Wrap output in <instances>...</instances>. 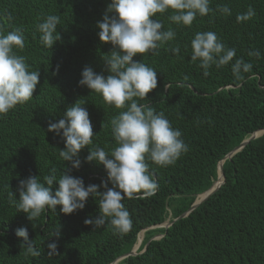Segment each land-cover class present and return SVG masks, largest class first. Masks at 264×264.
Instances as JSON below:
<instances>
[{
  "label": "trees",
  "instance_id": "obj_1",
  "mask_svg": "<svg viewBox=\"0 0 264 264\" xmlns=\"http://www.w3.org/2000/svg\"><path fill=\"white\" fill-rule=\"evenodd\" d=\"M110 3L0 0V14L11 17L0 19V30H23L25 47L17 54L26 58L31 70L41 72L33 98L0 116V264H113L116 260V264H264V133L227 157L255 132L264 130V0H211L212 9L226 5L231 15L214 11L197 16L191 26L172 22L171 9L154 17L164 30L173 29L176 38L158 49V55L134 57L157 71V88L140 103L163 112L182 132L189 151L166 167L148 161L158 189L153 196L135 194L122 201L133 221L128 233L114 234L110 224L99 229L85 224L86 219L100 215L99 197L90 196L84 209L73 214H63L57 206L56 211L46 210L33 221L10 202L9 192L19 199L20 180L40 176L43 182L52 169L58 176L67 171L82 178L86 187L102 182L114 187L102 164L86 161L87 147L80 152L81 167L73 168L59 157L64 140L47 131L49 122H58L79 101L89 112L95 134L89 148L110 151L116 146L111 120L123 109L105 103L101 94L79 84L86 66L110 74L103 58L114 46L99 39L97 27ZM250 6L256 15L239 22L237 16ZM48 15L60 17L57 34L61 40L53 48L40 42L37 29ZM207 31L236 50L232 63L243 58L252 64L250 72H242L243 80L234 77L231 63L213 66L205 77L199 61H191V40L197 32ZM177 46L179 55L168 50ZM256 50L259 58L249 55ZM222 161L225 181L190 211L199 195L217 180ZM58 186L54 182L53 194ZM99 190L107 189L101 186ZM168 219L171 224L161 226ZM20 227L28 229L39 256L25 254L23 238L16 234ZM144 230L139 250L127 255ZM50 242L57 243L58 255H48Z\"/></svg>",
  "mask_w": 264,
  "mask_h": 264
},
{
  "label": "clouds",
  "instance_id": "obj_2",
  "mask_svg": "<svg viewBox=\"0 0 264 264\" xmlns=\"http://www.w3.org/2000/svg\"><path fill=\"white\" fill-rule=\"evenodd\" d=\"M210 2L111 0L103 20L97 23L99 39L114 46L111 54L103 58L110 74L105 76L86 66L79 84L101 94L105 103L123 109L111 120L116 146L110 151L98 146L89 148L93 145L95 134L89 112L79 101L68 107L58 122H49L47 131L64 140L65 147L60 149L59 157L73 168L81 167L80 152L87 147L89 154L86 161L102 164L114 187L107 188L106 182L86 187L82 178L72 176L67 171L58 176L56 169L45 175L43 182L40 176H29L19 182V199H16L14 192H9V200L19 211L27 213L30 221L39 218L46 210L56 211L57 206H60V212L69 215L83 210L91 196L99 197L100 215L95 219H86L85 224L93 225L95 229L110 224L114 234L119 235L131 230L133 221L122 201L135 198V194L150 197L158 189L148 161L166 167L174 165L182 154L189 151L182 132L172 126L163 112H157L150 104L140 103L157 88V71L143 62L135 61L134 57L145 53L158 55V49L176 38L173 29L164 30L163 24L154 19L158 13L163 14L171 9L173 14L169 19L185 26H191L197 16L204 17L214 11L231 15V9L226 5L214 10ZM255 15V10L250 6L246 13L237 16V20L248 21ZM4 18L11 19L10 15L0 14V19ZM59 23V16L48 15L37 25L41 33L40 42L45 47L53 48L61 40L60 34H57ZM24 47L25 37L21 28L7 33L0 30V116L7 115L17 105L32 99L40 83L41 72L31 70L26 58L17 54L16 50ZM191 49V61H199L205 77L213 66L221 68L231 63L232 73L239 81L244 79L242 72L248 73L252 69V64L243 58H236L232 63L236 50L228 48L213 31L197 32L191 40ZM168 50L176 55L180 52L178 46ZM249 55L259 58L261 53L256 50L250 51ZM54 182L59 186L53 194ZM101 186L107 190L101 192ZM16 234L23 238L21 246L25 247L26 255H40L34 242L29 239L26 227L18 228ZM57 247L55 242L48 243V255H58Z\"/></svg>",
  "mask_w": 264,
  "mask_h": 264
},
{
  "label": "water",
  "instance_id": "obj_3",
  "mask_svg": "<svg viewBox=\"0 0 264 264\" xmlns=\"http://www.w3.org/2000/svg\"><path fill=\"white\" fill-rule=\"evenodd\" d=\"M264 133V130H259L257 132H255L249 139H247L246 141H244L239 147H237L234 151H232L227 157H231L235 152L239 151L243 146H245L249 141H251L252 139H255L257 138L258 136H261L262 134ZM226 157V158H227ZM223 162V161H222ZM221 172H222V176H223V180L220 184L217 185V181L218 179L213 183V185L207 190L205 191L204 193V197L201 198L200 200H196L195 203L192 205L190 211H192L195 207H197L200 203H202L203 201H205L211 194H213L216 190H218L220 188V186L223 184V182L225 181V176L223 174V169L221 168ZM219 178V177H218ZM200 194V195H202ZM190 211H188L187 213L183 214L182 217L186 216ZM171 223H167L166 224V227H168ZM136 253V248L134 247L132 249V251L127 254V255H130V254H135ZM127 255H124L123 257L127 256ZM121 257V258H123ZM119 258V259H121ZM117 260L113 263V264H116Z\"/></svg>",
  "mask_w": 264,
  "mask_h": 264
},
{
  "label": "rangeland",
  "instance_id": "obj_4",
  "mask_svg": "<svg viewBox=\"0 0 264 264\" xmlns=\"http://www.w3.org/2000/svg\"><path fill=\"white\" fill-rule=\"evenodd\" d=\"M217 179H219V178H217ZM218 181L220 182L221 179H219ZM198 198H199V197H198ZM167 223H169V219L165 222V224H163V225H161V226H165ZM144 235H145V230L142 231V232L139 234L138 241H137V243H136V245H135L136 250H139V248H140V246H141V244H142V242H143ZM140 238H141V239H140Z\"/></svg>",
  "mask_w": 264,
  "mask_h": 264
},
{
  "label": "bare ground",
  "instance_id": "obj_5",
  "mask_svg": "<svg viewBox=\"0 0 264 264\" xmlns=\"http://www.w3.org/2000/svg\"><path fill=\"white\" fill-rule=\"evenodd\" d=\"M222 163H223V162H220L219 167H218V177H219V179H221V176H222V172H221ZM222 177H223V176H222ZM219 179H218V180H219ZM218 184H220L219 181H217V185H218ZM203 197H204V194L199 195V198H200V199L203 198ZM140 239H141V238H140Z\"/></svg>",
  "mask_w": 264,
  "mask_h": 264
}]
</instances>
